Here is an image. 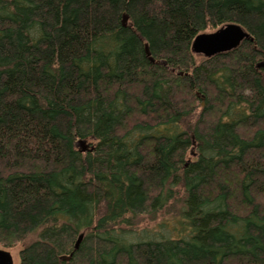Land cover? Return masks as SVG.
<instances>
[{"label":"trees","instance_id":"obj_1","mask_svg":"<svg viewBox=\"0 0 264 264\" xmlns=\"http://www.w3.org/2000/svg\"><path fill=\"white\" fill-rule=\"evenodd\" d=\"M32 237L20 264H264V0H0V246Z\"/></svg>","mask_w":264,"mask_h":264},{"label":"water","instance_id":"obj_2","mask_svg":"<svg viewBox=\"0 0 264 264\" xmlns=\"http://www.w3.org/2000/svg\"><path fill=\"white\" fill-rule=\"evenodd\" d=\"M129 17L124 16V24L128 23ZM129 27H132V24L129 23ZM244 40L253 41L250 35L240 26L237 25H226L221 29L217 30L211 34H203L198 36L192 46V50L195 54L203 53L206 58H211L214 55H218L224 51L235 50ZM149 54V53H148ZM78 146H81V151L86 152L90 150V145L83 140L78 142ZM83 236H80L75 249L78 250ZM72 256V255H71ZM71 256L67 258V261H70ZM0 264H15L14 258L11 252L0 249Z\"/></svg>","mask_w":264,"mask_h":264},{"label":"rangeland","instance_id":"obj_3","mask_svg":"<svg viewBox=\"0 0 264 264\" xmlns=\"http://www.w3.org/2000/svg\"><path fill=\"white\" fill-rule=\"evenodd\" d=\"M208 33H214V31L212 32H208ZM200 57V56H199ZM205 58V57H202ZM200 61V59H198V62ZM87 143L90 145V142L87 141ZM80 149H82L81 146H79ZM178 222V218L176 217L175 214H169L166 213V211L161 212L160 214H158V216H156L155 218H144L141 221H139V227H138V232H143L145 230H149L150 232H152L153 234H159L160 232L166 231L165 229H162L163 225H167L168 227H171L172 224H177ZM169 232V231H168ZM35 240V237L30 238L28 241H26V243L23 245H18L17 247L11 249V250H7L9 252H11L13 258H14V262L15 264H20V252L21 249L31 243L32 241ZM0 249H3L0 246Z\"/></svg>","mask_w":264,"mask_h":264},{"label":"flooded vegetation","instance_id":"obj_4","mask_svg":"<svg viewBox=\"0 0 264 264\" xmlns=\"http://www.w3.org/2000/svg\"><path fill=\"white\" fill-rule=\"evenodd\" d=\"M226 53H229V51H224L223 53L221 52L220 54H218V55H214V56H212V57L219 56V55L226 54ZM196 55H198V56H200V57H206L205 54H203V53H199V54H196Z\"/></svg>","mask_w":264,"mask_h":264}]
</instances>
